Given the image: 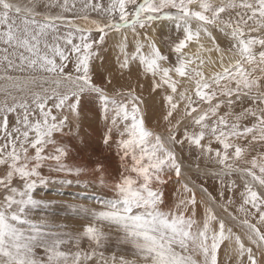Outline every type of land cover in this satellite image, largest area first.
Wrapping results in <instances>:
<instances>
[{"label": "snow or ice", "instance_id": "snow-or-ice-1", "mask_svg": "<svg viewBox=\"0 0 264 264\" xmlns=\"http://www.w3.org/2000/svg\"><path fill=\"white\" fill-rule=\"evenodd\" d=\"M110 41L121 75L135 66L159 98L163 132L135 87L118 100L96 82ZM89 99L110 121L114 178L67 162ZM181 152L204 161L215 195L201 183L198 201ZM89 173L111 196L64 205L87 223L53 231L59 202L37 187ZM0 264H264V0H0Z\"/></svg>", "mask_w": 264, "mask_h": 264}, {"label": "rangeland", "instance_id": "rangeland-1", "mask_svg": "<svg viewBox=\"0 0 264 264\" xmlns=\"http://www.w3.org/2000/svg\"><path fill=\"white\" fill-rule=\"evenodd\" d=\"M14 3H23L24 0H12ZM166 34V35H165ZM171 34V30H166L161 32L160 30L157 31L155 38L158 41L165 40ZM110 46L112 43H109ZM162 46V51H167L166 48ZM108 56L105 57L103 63H101L102 68L108 73H115L118 77H128L131 80L136 81L135 88L137 90V94L142 95L145 100V107L147 109V116L146 121H158L160 120L162 112H155L153 105H156L160 108V101L159 98L150 94L149 82L146 81L138 72V70L133 67L131 72L125 71L123 75H121L118 64L116 69H110L108 66V62L110 60H114L117 53L113 52L110 47L107 50ZM99 66V64H97ZM97 71V67H96ZM96 82L97 78L95 76ZM116 80V79H113ZM112 80L111 84H115V81ZM98 83V82H97ZM143 84V89L141 90L138 85ZM108 84L106 83L107 86ZM116 89V87H114ZM121 91L114 92L113 95L108 94L111 97H114L118 100L124 99V97L118 95V93L125 92L127 90L120 89ZM150 109V110H149ZM161 109V108H160ZM150 111V112H149ZM161 113V114H159ZM103 114V113H102ZM102 114H95L93 118L91 115L86 112V114H81L80 121L72 120L71 121V132L68 136L65 137V143L70 148V154L68 163L71 164H83L86 165L89 169H92L96 166L97 163H102L104 157H109L113 159V162L110 166V171L106 172V177H116L119 174L120 169V160L115 154V145L111 147L106 146L103 143L104 133L107 131V128L110 126V121L106 122L103 119ZM102 122H99V120ZM79 123V125H78ZM73 124V125H72ZM83 125V126H82ZM148 126L151 125L148 123ZM81 129L77 131L78 129ZM163 126L160 125V129H156L161 131ZM67 131V129H66ZM163 132V131H162ZM78 133V134H77ZM180 156L184 160H192L198 161L196 155H188L187 152H181ZM196 159V160H195ZM195 163V162H193ZM103 164V163H102ZM104 165V164H103ZM197 164H192L193 168L196 167ZM105 166V165H104ZM44 175L48 176L50 181H59L61 179H71L75 181L77 178L72 177H65L63 174L57 173H49L47 170L44 171ZM90 177H80L84 178L83 180L80 179L81 183H73L71 185L64 184L61 185L59 183L50 182L47 185H39L35 192L36 199H43V200H51L59 202L55 205L51 211L54 215L49 216V219L54 222L56 225L53 228V231H59L68 234H75L78 232L82 225L87 223V221L81 219L80 217L76 216L75 214L70 213L68 210L65 209L64 205L66 204H83L89 208H96L99 207L98 201L101 198L111 196V193L104 188H101L95 175L90 174ZM195 176L203 177L200 171H195ZM175 178V177H174ZM207 180H212L208 178ZM109 182H111L109 180ZM84 183H87L89 186L87 188L84 187ZM83 195V196H82ZM79 196V198H78ZM81 196V197H80ZM85 197V198H84ZM231 211V209H230ZM41 216L47 215V213H40ZM82 246L86 247L87 242H83Z\"/></svg>", "mask_w": 264, "mask_h": 264}, {"label": "bare ground", "instance_id": "bare-ground-1", "mask_svg": "<svg viewBox=\"0 0 264 264\" xmlns=\"http://www.w3.org/2000/svg\"><path fill=\"white\" fill-rule=\"evenodd\" d=\"M167 29L171 30V25H166L164 27L163 31L166 32ZM157 31H159V30H157ZM109 43H112V42L110 41ZM110 49L113 52H116L114 46H110ZM107 56H108V52H106L105 57H107ZM97 64H99V66H96L97 67V71H96L95 76L97 78V82L98 83H100L101 85L104 86V85H106L107 78L110 77L111 80L116 79V80H113V81H115V84H108L106 86V90H107L108 94L113 95L115 91L116 92L121 91V90H119V88L123 89V90H127L130 86L131 87H135L136 81L131 80L128 77H118L115 73H108L102 68V65H101L100 62H97ZM108 66H109L110 69H112V68L116 69V67H117L116 60L115 59L114 60H110L108 62ZM114 87H116V89H114ZM153 108L155 109V112L157 111L156 113L162 112V110L156 105H153ZM82 112H83V114H86V112H87L88 114L91 115V118H93L95 116V114H102L101 102L98 99H89L87 101L86 105L84 106ZM159 114H161V113H159ZM99 122H102V120L100 119ZM148 123L151 125L150 128H153V130H155V131H158L156 129L157 128L160 129V125H162V124H160L158 126L157 125V121H151V122L148 121ZM78 125H79V123H78ZM79 130H81V129L79 128L77 131H79ZM162 131H163V129L161 131H158V132H162ZM105 134H106V132L104 133V136H105ZM179 156H180V153H179ZM180 158H181L182 163H183V170H182L183 182L189 183L190 186H192V185L196 186V194H197L198 201L199 200H206V197L204 196L203 193L200 192L199 187H198L201 183H203L204 186L207 187L209 189V191L213 192V194L215 195V191H216L217 185L214 183L213 180H207L208 178L195 176V171H200V173H202V170H203V168L205 166L204 161L203 160H198V161L184 160L181 156H180ZM112 162H113L112 158H109V157H104L103 158L102 163L105 165L106 172L110 171V166L109 165H111ZM193 162H195V163H193ZM192 164H199L200 165V169L198 170L197 168H193ZM90 174H92V173L84 175L83 177L84 178L85 177L89 178ZM84 178H80V179L83 180ZM174 181H175V178L173 177L172 180H170L169 185H168L167 194H168L169 199H171V195H172V192L174 191V189L179 187V185L175 184ZM78 198H79V196H78ZM214 210L216 211L218 216H220L221 218H224L227 223H230L234 227V230L239 229V230L242 231L241 225L238 222H236V221L230 220V218L228 217L227 213H225L219 206H216ZM199 211H202V208L199 209Z\"/></svg>", "mask_w": 264, "mask_h": 264}]
</instances>
